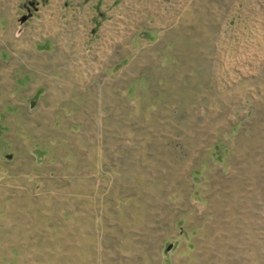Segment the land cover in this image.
<instances>
[{"label":"rangeland","instance_id":"obj_1","mask_svg":"<svg viewBox=\"0 0 264 264\" xmlns=\"http://www.w3.org/2000/svg\"><path fill=\"white\" fill-rule=\"evenodd\" d=\"M0 264H264V0H0Z\"/></svg>","mask_w":264,"mask_h":264},{"label":"water","instance_id":"obj_2","mask_svg":"<svg viewBox=\"0 0 264 264\" xmlns=\"http://www.w3.org/2000/svg\"><path fill=\"white\" fill-rule=\"evenodd\" d=\"M34 10H36V8H34ZM27 14L23 15L21 18H20V23L23 24L25 21H27L31 16H32V13L30 12V10L28 9L27 10ZM31 106L33 107V102L31 103ZM11 155H7V158H10ZM172 248V245H168L167 246V251L170 250Z\"/></svg>","mask_w":264,"mask_h":264}]
</instances>
